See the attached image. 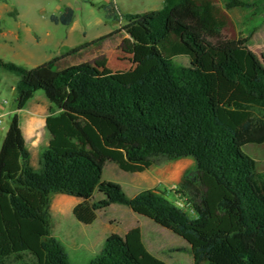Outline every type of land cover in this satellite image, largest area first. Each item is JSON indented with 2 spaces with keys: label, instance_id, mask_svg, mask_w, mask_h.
Segmentation results:
<instances>
[{
  "label": "trees",
  "instance_id": "trees-1",
  "mask_svg": "<svg viewBox=\"0 0 264 264\" xmlns=\"http://www.w3.org/2000/svg\"><path fill=\"white\" fill-rule=\"evenodd\" d=\"M224 7L252 4L224 0ZM103 9L119 25L87 44L32 69L0 58V69L17 77V111L44 98L49 134L34 170L20 117L10 118L0 146V264H72L50 228L55 194L79 200L71 213L84 225L113 204L126 206L184 240L193 264H264V171L241 151L264 144V56L249 49L248 36L224 34L211 0H164L159 10L135 14L112 2ZM73 18L71 7L49 17L64 26ZM124 36L154 63L138 82L69 64ZM158 157L192 159L177 189L191 213L156 188L128 198L119 184L102 181L108 163L142 173ZM87 264L167 263L148 252L134 227L107 237Z\"/></svg>",
  "mask_w": 264,
  "mask_h": 264
},
{
  "label": "rangeland",
  "instance_id": "rangeland-1",
  "mask_svg": "<svg viewBox=\"0 0 264 264\" xmlns=\"http://www.w3.org/2000/svg\"><path fill=\"white\" fill-rule=\"evenodd\" d=\"M217 15L225 22L224 34L229 38L249 37V49L258 56H264V0H246L252 7L242 11H227L224 0H211ZM108 0H0V58L26 69L41 65L53 56L54 46L62 44L77 48L105 35L118 27L108 19L103 9ZM121 13H144L159 10L164 0H111ZM65 7H71L74 18L70 25L53 24L50 15L60 14ZM17 30L20 40L9 37V31ZM35 36L42 42L37 44ZM54 36L52 43L43 41ZM52 47V48H51ZM147 49L141 48L129 38L109 43L97 55L70 60V65L90 64L98 74H110L117 81L129 84L138 82L142 74L154 65L146 60ZM52 59V58H51ZM174 63L185 65L187 58L175 57ZM17 77L0 69V103L5 101L6 110L14 108ZM140 89L146 90L141 84ZM38 95H41L39 92ZM10 114H4L0 123V134L8 127ZM29 151L30 148L26 147ZM242 153L257 162L256 169L264 171V144L245 145ZM39 157H31V167L38 169ZM193 166L190 158L168 161L163 157L154 159L152 167L145 173H125L113 163L105 165L102 181L119 184L128 198L148 188H156L165 197L191 213L189 204L178 193L182 173ZM176 174H174V172ZM141 177V183H140ZM138 180V182H137ZM62 194L52 196V207ZM102 198L97 191L93 201ZM74 199V198H72ZM62 211L53 210L50 222L52 235L61 242L72 264H87L101 250L104 241L111 234L123 236L129 227H138L145 248L156 258L167 264H193L187 243L160 228L147 218L131 212L123 205L113 204L98 211L94 224L78 222L65 205ZM14 264H33L30 261Z\"/></svg>",
  "mask_w": 264,
  "mask_h": 264
},
{
  "label": "crops",
  "instance_id": "crops-1",
  "mask_svg": "<svg viewBox=\"0 0 264 264\" xmlns=\"http://www.w3.org/2000/svg\"><path fill=\"white\" fill-rule=\"evenodd\" d=\"M9 37L11 39H14L15 41L20 40V35H19V32L17 30L9 31ZM126 37L129 38L128 36H124L123 38H126ZM46 38H48V39H45L43 41V43L45 42L46 44L52 43V41L55 39L54 36H47ZM122 39H120V40H122ZM34 40L37 44L42 42L41 38L38 36H35ZM53 48L55 49V51L52 50L53 56H50L52 59L55 57L61 56L65 53H67L68 51L74 49L72 45L66 46L64 44H62L60 47L54 46ZM51 58H49V59L51 60ZM50 60H48V61H50ZM4 104L5 103H3V102L0 103V117H2L4 114H10V117L14 113H17L19 115L20 126H21V130H22L23 137L25 140V145H26V147L30 148V150H29L30 161H31L32 156L34 158L39 157L41 150L49 142V134L45 130L46 108H45L44 98L41 96H37L36 101L31 103L27 109L19 110V111H17L15 109V107L11 110H6L5 107H3ZM6 130L2 134H0V146H1V143L3 141ZM146 172L147 171L142 172V173H138V174L141 176V174H145ZM139 180L141 183L142 182L141 177ZM137 182H138V180H137ZM148 189H150V188H148ZM72 198L73 197L61 195L57 199V201H55L53 207H52V203H51L52 211L53 210L62 211L63 208H61V207H64L65 205L68 207L69 210L72 211V208L79 202L78 199H76V198L72 199ZM97 213H96V215H97ZM96 220H97V217H96ZM96 220L92 224H94L96 222ZM131 228H134V227L131 226L128 229H126L124 234Z\"/></svg>",
  "mask_w": 264,
  "mask_h": 264
},
{
  "label": "built area",
  "instance_id": "built-area-1",
  "mask_svg": "<svg viewBox=\"0 0 264 264\" xmlns=\"http://www.w3.org/2000/svg\"><path fill=\"white\" fill-rule=\"evenodd\" d=\"M109 2H111V0H108ZM3 103H5V101H3ZM0 123H1V119H0Z\"/></svg>",
  "mask_w": 264,
  "mask_h": 264
},
{
  "label": "water",
  "instance_id": "water-1",
  "mask_svg": "<svg viewBox=\"0 0 264 264\" xmlns=\"http://www.w3.org/2000/svg\"><path fill=\"white\" fill-rule=\"evenodd\" d=\"M161 228V227H160Z\"/></svg>",
  "mask_w": 264,
  "mask_h": 264
}]
</instances>
